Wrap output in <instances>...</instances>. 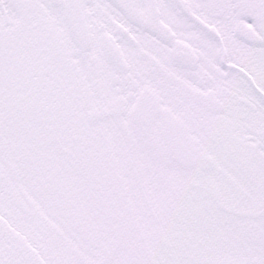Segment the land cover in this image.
<instances>
[{
  "label": "snow or ice",
  "instance_id": "obj_1",
  "mask_svg": "<svg viewBox=\"0 0 264 264\" xmlns=\"http://www.w3.org/2000/svg\"><path fill=\"white\" fill-rule=\"evenodd\" d=\"M0 264H264V0H0Z\"/></svg>",
  "mask_w": 264,
  "mask_h": 264
}]
</instances>
